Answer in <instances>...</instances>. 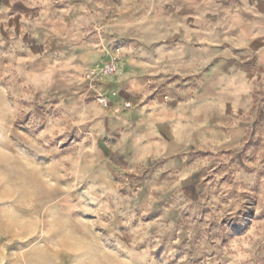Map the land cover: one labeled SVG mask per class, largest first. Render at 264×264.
Listing matches in <instances>:
<instances>
[{
	"label": "clouds",
	"instance_id": "clouds-1",
	"mask_svg": "<svg viewBox=\"0 0 264 264\" xmlns=\"http://www.w3.org/2000/svg\"><path fill=\"white\" fill-rule=\"evenodd\" d=\"M0 264H264V0H0Z\"/></svg>",
	"mask_w": 264,
	"mask_h": 264
}]
</instances>
